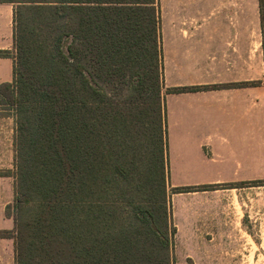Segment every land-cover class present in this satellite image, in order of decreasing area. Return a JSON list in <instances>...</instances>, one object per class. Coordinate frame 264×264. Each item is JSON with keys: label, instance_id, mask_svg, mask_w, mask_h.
I'll return each mask as SVG.
<instances>
[{"label": "trees", "instance_id": "trees-1", "mask_svg": "<svg viewBox=\"0 0 264 264\" xmlns=\"http://www.w3.org/2000/svg\"><path fill=\"white\" fill-rule=\"evenodd\" d=\"M0 2L15 5L14 81L1 96L17 123L15 227L0 237H14L17 264H172L159 0ZM245 184L264 179L224 185Z\"/></svg>", "mask_w": 264, "mask_h": 264}, {"label": "crops", "instance_id": "crops-1", "mask_svg": "<svg viewBox=\"0 0 264 264\" xmlns=\"http://www.w3.org/2000/svg\"><path fill=\"white\" fill-rule=\"evenodd\" d=\"M159 5L165 87L208 86L166 94L174 225L190 250L225 251V244L216 247L202 237L252 236L245 224L258 212V199L242 195L264 187L224 185L264 179V0H159ZM14 7L0 2V50H9L0 55V98L3 85L14 81ZM216 84L228 86L213 88ZM16 127L15 109L3 108L0 100V230L15 227L7 205L15 197ZM202 184L219 188L175 190ZM221 194L237 198L234 218L212 214L210 205L196 201ZM0 264H17L14 237H0Z\"/></svg>", "mask_w": 264, "mask_h": 264}, {"label": "rangeland", "instance_id": "rangeland-1", "mask_svg": "<svg viewBox=\"0 0 264 264\" xmlns=\"http://www.w3.org/2000/svg\"><path fill=\"white\" fill-rule=\"evenodd\" d=\"M70 42V38L65 41V48ZM16 51V50H15ZM167 88L163 86L161 91L162 98V107H163V116L165 115V101ZM131 93L128 94L127 88L122 90L120 93L114 94V99L123 100L128 97ZM155 95V94H154ZM136 98V97H135ZM2 101L3 108H9L11 106L9 102V97L0 98ZM153 105L158 107L157 96L153 99ZM140 101V100H139ZM165 109V110H164ZM167 114V113H166ZM165 117V116H164ZM164 128L166 127L165 121ZM138 125V124H137ZM136 125V127H137ZM134 128V130L136 129ZM135 135H140L139 130L134 131ZM142 136V135H141ZM140 136V137H141ZM166 137L168 135H165ZM170 155L168 157V176L166 181V204L168 207L170 215V230L174 225V206L173 199L176 197L174 194V189L171 187L170 183ZM245 199L257 198L258 203L255 204L254 208H258V212L254 213L252 218H247L248 222L245 226H248L253 231L252 236L248 235H224L218 233H211L203 236L202 239L205 241H210V243L216 245V247L226 245V250H205L201 252H195L190 250L188 246L191 247V243H182L181 237L178 235V231L175 230L174 234H171L173 237V242L171 245L172 256L174 261L172 264H264V187H255L253 192H248L242 195ZM192 200V199H191ZM177 201H183V198L178 197ZM196 201L199 204L210 205L209 211L212 214H216L219 217H235L238 215L237 210V198H234L233 194H221L213 197H198ZM256 201V200H255ZM183 212V210H181ZM187 216V215H186ZM252 219V223L249 221ZM175 226V225H174ZM172 231V230H171ZM193 247V246H192Z\"/></svg>", "mask_w": 264, "mask_h": 264}]
</instances>
